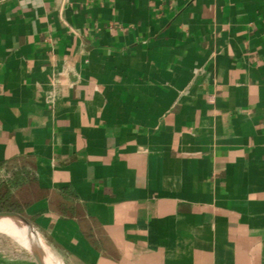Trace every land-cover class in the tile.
Returning <instances> with one entry per match:
<instances>
[{
    "label": "crops",
    "instance_id": "0c3cea01",
    "mask_svg": "<svg viewBox=\"0 0 264 264\" xmlns=\"http://www.w3.org/2000/svg\"><path fill=\"white\" fill-rule=\"evenodd\" d=\"M0 171L49 264H264V0H0Z\"/></svg>",
    "mask_w": 264,
    "mask_h": 264
},
{
    "label": "bare ground",
    "instance_id": "6f19581e",
    "mask_svg": "<svg viewBox=\"0 0 264 264\" xmlns=\"http://www.w3.org/2000/svg\"><path fill=\"white\" fill-rule=\"evenodd\" d=\"M0 232L10 236L21 247L29 250V248L36 249L41 255L46 253L42 241L33 233V230L15 217L0 218ZM45 255V254H44ZM48 256V255H47ZM43 257L45 264H49Z\"/></svg>",
    "mask_w": 264,
    "mask_h": 264
},
{
    "label": "trees",
    "instance_id": "16d2710c",
    "mask_svg": "<svg viewBox=\"0 0 264 264\" xmlns=\"http://www.w3.org/2000/svg\"><path fill=\"white\" fill-rule=\"evenodd\" d=\"M19 178L18 175L11 174L8 179L0 180V188L3 189V192L0 194V212L10 211L20 213V207L12 201L10 194L12 186H14L15 181Z\"/></svg>",
    "mask_w": 264,
    "mask_h": 264
},
{
    "label": "rangeland",
    "instance_id": "374dc122",
    "mask_svg": "<svg viewBox=\"0 0 264 264\" xmlns=\"http://www.w3.org/2000/svg\"><path fill=\"white\" fill-rule=\"evenodd\" d=\"M0 252L5 255H15L16 258H20V261L33 260L32 256L23 247L2 232H0Z\"/></svg>",
    "mask_w": 264,
    "mask_h": 264
},
{
    "label": "water",
    "instance_id": "95a60500",
    "mask_svg": "<svg viewBox=\"0 0 264 264\" xmlns=\"http://www.w3.org/2000/svg\"><path fill=\"white\" fill-rule=\"evenodd\" d=\"M3 217H15V218H18L24 224L29 226V223L27 222V220L22 215H20L18 213L10 212V211H1L0 212V218H3ZM25 250L32 256V258H33V260H34V262L36 264H45L41 254L36 249H34L32 247V248H29V250H27V249H25Z\"/></svg>",
    "mask_w": 264,
    "mask_h": 264
},
{
    "label": "built area",
    "instance_id": "2783aa9c",
    "mask_svg": "<svg viewBox=\"0 0 264 264\" xmlns=\"http://www.w3.org/2000/svg\"><path fill=\"white\" fill-rule=\"evenodd\" d=\"M8 176L4 175L2 171H0V180H6Z\"/></svg>",
    "mask_w": 264,
    "mask_h": 264
}]
</instances>
